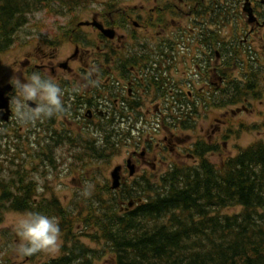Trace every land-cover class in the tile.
Listing matches in <instances>:
<instances>
[{
	"label": "flooded vegetation",
	"instance_id": "obj_1",
	"mask_svg": "<svg viewBox=\"0 0 264 264\" xmlns=\"http://www.w3.org/2000/svg\"><path fill=\"white\" fill-rule=\"evenodd\" d=\"M143 2L128 11L120 5L98 9L75 25L73 0L68 39L57 40L50 51L13 49L8 70L0 68V87L7 86L4 97L8 100L7 108L0 107V174L5 172L2 167L9 168L26 150L46 167L47 159L52 163L61 155L79 152L90 160H106L124 147L120 158L108 163V176L100 172L95 180L102 178L97 188L114 198L112 206L125 213L133 206L127 205L128 199H143L149 170L157 169L158 179L182 163L185 155L192 162L182 164L196 166L199 154L216 153L215 143L201 147L196 139L192 148L182 143L176 132L186 131L181 126L189 124V119L180 122L174 116L180 115L179 109L191 118L192 108H248L244 102L254 99L255 65H264V0ZM91 21L113 28L114 36L85 23ZM241 51L249 60L247 69L241 63ZM33 71L51 77L64 90L66 111L52 119L21 124L10 108L15 94L11 79ZM89 76L98 81L96 86H85ZM226 137L227 133L222 134ZM62 147L68 148L65 153ZM171 155L175 159L169 160ZM114 167L119 176L116 188L110 179ZM15 181L17 186L1 178L0 192L13 194L28 184L37 193L41 189L32 178L20 176ZM50 198L38 193L33 199L45 203Z\"/></svg>",
	"mask_w": 264,
	"mask_h": 264
},
{
	"label": "trees",
	"instance_id": "obj_2",
	"mask_svg": "<svg viewBox=\"0 0 264 264\" xmlns=\"http://www.w3.org/2000/svg\"><path fill=\"white\" fill-rule=\"evenodd\" d=\"M56 2L73 7V0H0V53L11 47L28 13L52 10ZM60 32L70 35L66 28ZM239 56L247 66L246 54ZM255 95L259 97L258 88ZM176 112V121L186 116L184 110ZM194 113L192 108L190 116ZM199 157L198 165H176L158 185H144L145 201L123 214L112 206L114 198L99 197V208L83 198L84 207L75 203V212L55 197L34 202L37 190L28 184L13 194L1 189L0 217L13 209L58 219L62 255L42 264H69L74 258L75 264L89 263L93 249L82 237L104 243L115 253V264H264V141H254L219 165ZM1 174L0 181L6 182Z\"/></svg>",
	"mask_w": 264,
	"mask_h": 264
},
{
	"label": "rangeland",
	"instance_id": "obj_3",
	"mask_svg": "<svg viewBox=\"0 0 264 264\" xmlns=\"http://www.w3.org/2000/svg\"><path fill=\"white\" fill-rule=\"evenodd\" d=\"M143 1L144 0H83L81 2L76 0L75 19H89L90 14H94L98 9L108 8L112 4L120 5V7L128 11L131 10V8H139L140 5L144 3ZM54 4L52 10L41 7L27 14V23L24 24L16 34L18 40L5 52L0 53L1 69L8 70L11 58L14 56L13 49L15 47L19 49L22 48V46H26L29 53L39 52L44 49L50 51L51 49L49 46L54 47L56 45L55 42L57 40L60 41L62 33H59V30L61 28L64 29L68 26V22L72 23L73 21V7L68 9V7L60 6L58 2ZM114 17L118 18L117 16ZM139 33L143 34L142 30H140ZM39 43H41V45ZM40 47H43V49ZM258 50L261 53V49L258 48ZM255 67H260L261 70L257 75L253 88H258L263 98H250V100L244 102L248 108H240L238 111H236L237 108L235 107L220 109L199 108L201 111L197 116L196 131L189 129L183 133L176 132L177 136L183 140L182 143L187 142L186 144L188 147L191 146L192 148L196 138H199L205 142L217 144L218 150L215 151L216 153L208 154L210 159L216 161L226 155H234L240 146H246L257 139L264 141V65H255ZM240 122L244 124L255 123L258 128L243 129L240 132H235V136L230 135L229 137L222 138V134H226L228 127L232 126L237 128ZM20 145L21 144H19V146ZM22 146L20 148H22ZM24 148L26 149V147ZM62 149L63 152L61 151V153H65L68 148L62 147ZM117 150L118 149H116L115 152ZM123 151L124 147L121 148V151L116 152V156L111 155L112 157L110 156V160H90L83 157V152H79L75 154V156H69L68 154L61 155L52 163L47 159L45 167L42 166L39 158L31 156V150H26V152L18 155L20 159L15 160L16 163H11L9 168L5 169L2 167L5 172H2L1 175L6 182L10 179L17 180L20 176H23L25 179H33L34 176H39L42 183H36L38 187L41 188L38 193L47 197H51V193L55 194L63 205H66V207L75 212V203H77L78 207H84L82 203L83 198L88 200L95 198L92 197V195L89 197L81 195V192L88 185H90L91 194L97 193V197L100 198L109 197L103 189L97 188L102 185L99 184L102 183V178L98 182L95 180V176L98 173L100 174V172L108 176V163H113L118 160L120 158L118 153ZM18 152H21V149H19ZM29 152L31 155H27ZM172 159H175L174 155H171L169 158V160ZM191 162V158L186 155L183 156L182 163ZM158 172L157 169L149 170L144 180L148 179L151 185H153L152 182L157 183L160 180V178L157 179ZM41 173H43V176H41ZM237 210L238 208L236 207L226 209L225 211L233 212ZM26 213L27 212L11 209L5 210L0 217V264H40L52 257L60 256L61 239L59 242L60 246L55 252H41L32 259L29 257L20 258L15 255L13 247L18 243L19 237L12 227V224L17 218ZM82 239L94 250H99V252H94L97 256L92 258L89 264H115L114 259L111 257V253H105L102 250L103 247H105L104 243L94 242L88 237H82Z\"/></svg>",
	"mask_w": 264,
	"mask_h": 264
},
{
	"label": "clouds",
	"instance_id": "obj_4",
	"mask_svg": "<svg viewBox=\"0 0 264 264\" xmlns=\"http://www.w3.org/2000/svg\"><path fill=\"white\" fill-rule=\"evenodd\" d=\"M87 85L96 86L97 80L91 76L86 77ZM15 94L11 96L10 108L13 117L21 124L35 123L45 119H52L66 111L63 100L64 90L51 77L33 71L22 78L14 75L11 79ZM79 91V88L74 89ZM29 102H34L35 106ZM99 143V142H98ZM33 180L41 184L39 176ZM84 197L91 195L90 185L81 192ZM12 227L19 237L18 243L13 247L17 257H31L41 252H55L60 244L61 228L54 216L43 212H27L17 218Z\"/></svg>",
	"mask_w": 264,
	"mask_h": 264
},
{
	"label": "water",
	"instance_id": "obj_5",
	"mask_svg": "<svg viewBox=\"0 0 264 264\" xmlns=\"http://www.w3.org/2000/svg\"><path fill=\"white\" fill-rule=\"evenodd\" d=\"M93 23H94L95 25H97L100 29H102V27H101L100 24H98V23L95 22V21H93ZM102 30L105 31V33H106L107 35H109V36H113V30H112V29H102ZM6 89H7V86H5V87H0V107H1V108H7V106H8V100H7V98L4 97V92H5ZM113 176H114V178H115L114 186H116V185H118V184H117V179H118V177H117V175H116L114 172H113Z\"/></svg>",
	"mask_w": 264,
	"mask_h": 264
},
{
	"label": "bare ground",
	"instance_id": "obj_6",
	"mask_svg": "<svg viewBox=\"0 0 264 264\" xmlns=\"http://www.w3.org/2000/svg\"><path fill=\"white\" fill-rule=\"evenodd\" d=\"M245 68H248V65H247V66H245ZM47 125H48V122H47Z\"/></svg>",
	"mask_w": 264,
	"mask_h": 264
}]
</instances>
